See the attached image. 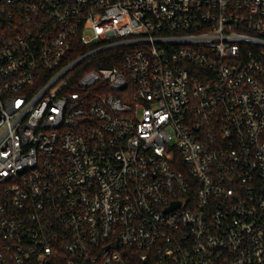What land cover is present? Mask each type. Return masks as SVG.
Wrapping results in <instances>:
<instances>
[{"label": "built area", "instance_id": "1", "mask_svg": "<svg viewBox=\"0 0 264 264\" xmlns=\"http://www.w3.org/2000/svg\"><path fill=\"white\" fill-rule=\"evenodd\" d=\"M0 264H264V0H0Z\"/></svg>", "mask_w": 264, "mask_h": 264}, {"label": "trees", "instance_id": "2", "mask_svg": "<svg viewBox=\"0 0 264 264\" xmlns=\"http://www.w3.org/2000/svg\"><path fill=\"white\" fill-rule=\"evenodd\" d=\"M117 52H109V54H112V55H115ZM99 65H105V66H116L118 65V61L115 59V60H108V61H102V62H99L98 63Z\"/></svg>", "mask_w": 264, "mask_h": 264}]
</instances>
